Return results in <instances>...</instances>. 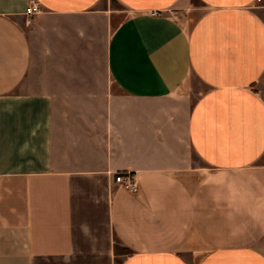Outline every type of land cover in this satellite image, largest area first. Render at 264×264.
<instances>
[{
    "label": "crops",
    "instance_id": "1",
    "mask_svg": "<svg viewBox=\"0 0 264 264\" xmlns=\"http://www.w3.org/2000/svg\"><path fill=\"white\" fill-rule=\"evenodd\" d=\"M0 264H264V0H0Z\"/></svg>",
    "mask_w": 264,
    "mask_h": 264
},
{
    "label": "built area",
    "instance_id": "2",
    "mask_svg": "<svg viewBox=\"0 0 264 264\" xmlns=\"http://www.w3.org/2000/svg\"><path fill=\"white\" fill-rule=\"evenodd\" d=\"M42 11V7L36 3L35 1H31L27 11V19L26 22L28 25H31L33 23L34 17L36 14L40 13ZM153 15H159V11H153ZM116 181L123 185V187L131 190V191H136L138 189V184L136 181L135 174L130 172L127 174L119 173L116 176Z\"/></svg>",
    "mask_w": 264,
    "mask_h": 264
},
{
    "label": "rangeland",
    "instance_id": "3",
    "mask_svg": "<svg viewBox=\"0 0 264 264\" xmlns=\"http://www.w3.org/2000/svg\"><path fill=\"white\" fill-rule=\"evenodd\" d=\"M115 1H113L112 3L114 4ZM176 11H179V9H173V12L175 13Z\"/></svg>",
    "mask_w": 264,
    "mask_h": 264
}]
</instances>
